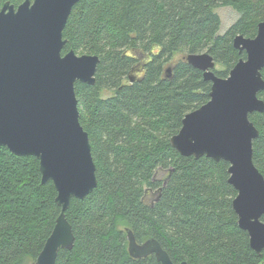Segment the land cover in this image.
Wrapping results in <instances>:
<instances>
[{
	"label": "trees",
	"instance_id": "obj_1",
	"mask_svg": "<svg viewBox=\"0 0 264 264\" xmlns=\"http://www.w3.org/2000/svg\"><path fill=\"white\" fill-rule=\"evenodd\" d=\"M6 1L25 0H0V10ZM224 6L239 17L220 33L216 9ZM262 20L264 0L75 4L63 53L100 57L96 82L75 83L98 184L71 200L66 216L75 241L59 250L55 264H162L154 254L131 256L128 228L139 242L157 239L176 264H264V250L257 253L238 224L229 162L184 156L170 141L185 115L210 99L211 81L187 55L208 51L216 74L227 77L246 57L235 36L255 37ZM259 97L264 100V90ZM250 119L259 130L253 159L264 175V112ZM56 196L53 182H42L35 156L0 146V264L36 261L61 211Z\"/></svg>",
	"mask_w": 264,
	"mask_h": 264
},
{
	"label": "water",
	"instance_id": "obj_2",
	"mask_svg": "<svg viewBox=\"0 0 264 264\" xmlns=\"http://www.w3.org/2000/svg\"><path fill=\"white\" fill-rule=\"evenodd\" d=\"M79 1L25 0L18 6L6 1L0 10V146L18 156H35L42 182H53L61 207L52 233L32 264H55L61 248L73 247L75 235L66 211L73 198H85L98 184L89 134L80 122L75 83L96 82L100 57L73 49L63 53L64 29ZM233 44L246 57L227 77L216 74V62L208 51L187 55L188 63L211 81L210 99L185 115L170 141L184 156L229 162V182L237 190L233 208L238 224L261 254L264 175L253 159L259 130L250 114L264 112V100L259 97L264 90V20L255 37L238 34ZM127 233L131 256L154 254L162 264H176L157 239L139 242L132 229Z\"/></svg>",
	"mask_w": 264,
	"mask_h": 264
},
{
	"label": "rangeland",
	"instance_id": "obj_3",
	"mask_svg": "<svg viewBox=\"0 0 264 264\" xmlns=\"http://www.w3.org/2000/svg\"><path fill=\"white\" fill-rule=\"evenodd\" d=\"M216 11L219 13L222 20L220 33H224L239 17V13L229 6L219 7ZM104 95H108V93L105 92ZM27 263L32 264L34 262L28 259Z\"/></svg>",
	"mask_w": 264,
	"mask_h": 264
}]
</instances>
